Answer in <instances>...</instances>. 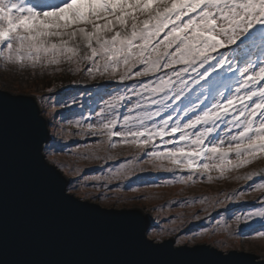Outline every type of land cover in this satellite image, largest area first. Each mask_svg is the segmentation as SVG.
<instances>
[{
	"label": "rangeland",
	"instance_id": "rangeland-1",
	"mask_svg": "<svg viewBox=\"0 0 264 264\" xmlns=\"http://www.w3.org/2000/svg\"><path fill=\"white\" fill-rule=\"evenodd\" d=\"M0 88L69 194L264 261V0H0Z\"/></svg>",
	"mask_w": 264,
	"mask_h": 264
},
{
	"label": "water",
	"instance_id": "water-1",
	"mask_svg": "<svg viewBox=\"0 0 264 264\" xmlns=\"http://www.w3.org/2000/svg\"><path fill=\"white\" fill-rule=\"evenodd\" d=\"M42 111L36 97L0 88V264H264L206 245L177 248L173 238L157 244L141 210L69 194L44 154L51 136Z\"/></svg>",
	"mask_w": 264,
	"mask_h": 264
}]
</instances>
